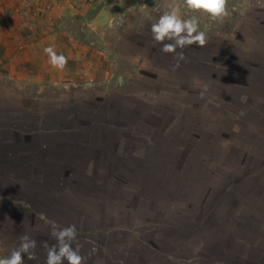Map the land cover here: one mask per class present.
Instances as JSON below:
<instances>
[{"label":"crops","instance_id":"1","mask_svg":"<svg viewBox=\"0 0 264 264\" xmlns=\"http://www.w3.org/2000/svg\"><path fill=\"white\" fill-rule=\"evenodd\" d=\"M147 1L132 0L136 9ZM129 2L0 0V234L19 243L24 235L36 240V259L25 255L24 264H45L44 243H56L53 224L76 226L85 264H142L133 261V251L150 250L145 236L152 233L163 241L158 248L188 251L185 264H196L198 251L210 248L212 232L199 227L193 211L198 146L173 137L195 135L200 101L240 105L244 88L253 104L264 103V4L251 0L236 34L224 25L216 33L204 27L202 49L220 59L216 66L219 60L199 64L188 53L196 45L163 53L151 33L158 19L145 14L134 24ZM49 46L68 57L64 70L49 64ZM183 71L189 83L202 81L207 95L183 89ZM234 74H243L242 84L232 83ZM215 88L221 95H213ZM230 110L221 114L227 123ZM251 116L261 139L264 112ZM235 148L220 152L228 158ZM257 211L252 215L264 220V208ZM236 215H243L252 240L235 242L238 263L250 262L255 251L264 256L263 224ZM224 245L216 264L230 263Z\"/></svg>","mask_w":264,"mask_h":264},{"label":"rangeland","instance_id":"2","mask_svg":"<svg viewBox=\"0 0 264 264\" xmlns=\"http://www.w3.org/2000/svg\"><path fill=\"white\" fill-rule=\"evenodd\" d=\"M86 1L93 3L95 0ZM260 2L264 4V0H257V5ZM174 3L175 0H148L145 4L139 3L138 9H136V5L130 0L129 9L126 10V13L129 20H133L135 24L140 18L144 17L145 14L152 13L155 19H158L159 16L164 11L169 10ZM250 6L251 0H228L229 15L223 18L222 22L213 20L206 14L190 13L186 9L182 11L186 15H199L201 30H204V27L207 26L209 32L216 33L221 28V25H224L226 28L229 27L232 33L236 34L245 9L250 8ZM202 48L192 46V48L188 49V53L197 56L198 61L202 60L216 63V60H219L216 64L220 63V59L214 58L212 61L210 57L205 56V50ZM234 77L235 78L231 79L232 83L238 84L240 81V84H242L243 81L238 79L239 77L243 78V74H234ZM184 81L183 83H187V86H189V88L186 89L187 92L197 91L199 93L198 97L200 96L202 98L205 94L207 95V90L202 81L198 80L197 83L196 81L190 83L189 81ZM230 91H232V89H230ZM229 92L226 93V96L231 94V92ZM242 92L245 95V99H243L244 103L233 105V107L227 105L223 106V104H220L221 101H219V99L208 102L200 101L202 103L197 107L198 113L201 114L198 120L201 119V121L198 123L199 126H197L196 130L192 129L195 135L190 137L188 133V136L173 137L176 144H184L186 146L197 144L198 146V199L197 205L193 208V211L199 216L197 218L198 225L201 224L199 227H202L203 231L208 228L207 230L212 232L210 233L212 234V242L209 245L210 248L207 250L200 249L198 251L196 264H216L215 261H217L218 257H221V249L219 248L224 244V249L229 253L226 255L224 254L225 256H223V258L229 259L228 261L230 263L228 264H264V256L260 251H255V253L253 251L256 259L253 257L247 258L250 262L246 261L243 263L240 260L238 263V259L234 256L237 252V243L235 242L238 238L243 239L247 243L252 241L250 240L249 233L245 232L248 231L246 230V226L241 224L240 219H242L243 215H241V217L236 215L239 211L245 214V222L249 219H251L252 222L256 220L258 221V225L262 223V227H264V220L260 215H252V213L258 214L257 209L264 208V201L262 200L260 202L259 200L261 195L264 196V136H262L261 139L257 138L255 129L253 128L254 121L248 118V116H251V114L253 115L255 111L258 112V114L263 113L264 103L253 104L251 102L252 99L246 95V93H251L250 90L243 88L241 89V93ZM215 93L217 94L213 95H221V89L215 88ZM229 109H231L228 111L230 112L229 118H231V121L227 123L225 121L226 117H222L221 114L223 111L226 112ZM240 109L242 111H240ZM210 117L213 120H211ZM239 118L244 119L239 121ZM239 126L242 127L239 129ZM261 133L264 134V130H262ZM226 145H236L240 148H235L233 151L231 150L229 157L226 158V153L223 154L220 152ZM202 146H208L212 148L214 152L209 153L206 151L209 149L203 150L201 148ZM261 149L262 151H259ZM207 154L214 158L213 163L207 162ZM222 154L224 158L220 159V155ZM211 173L213 174L212 177L209 175ZM231 189L233 191L229 192ZM240 230L241 232H239ZM210 234H208V236ZM205 236H207L206 232L203 233L201 237L205 238ZM198 237H200V235ZM145 239L151 249L134 250L132 255L134 262H140L142 264L143 262L145 264H185L182 259L188 255V251L182 250L175 253L174 249H172V245H170L172 247H169V249L158 248V244L163 241H161L155 233L147 234ZM222 239H224V242ZM19 244L18 241H13L12 235L0 234V258L8 256ZM164 256L166 257L162 260ZM187 259L188 258H186V260ZM194 260L195 259H192V261ZM187 264L189 263L187 262Z\"/></svg>","mask_w":264,"mask_h":264},{"label":"clouds","instance_id":"3","mask_svg":"<svg viewBox=\"0 0 264 264\" xmlns=\"http://www.w3.org/2000/svg\"><path fill=\"white\" fill-rule=\"evenodd\" d=\"M183 9L190 13L206 14L221 22L229 15L228 0H175L173 6L164 11L151 25L152 38L163 45L160 49L163 53L176 54L178 48L184 49L192 45L202 48L207 44V30H201L199 15H186ZM44 52L53 68L65 69L68 57L58 54L52 46L45 47ZM179 55L183 59V53ZM51 236L56 243L51 246L47 242L44 243L47 253L45 264H64L65 261L67 264H85V257L80 254V245L76 243L77 228L74 224L64 227L53 224ZM36 247V240L24 235L17 248L8 256L0 258V264H24L25 255L28 260H35Z\"/></svg>","mask_w":264,"mask_h":264},{"label":"trees","instance_id":"4","mask_svg":"<svg viewBox=\"0 0 264 264\" xmlns=\"http://www.w3.org/2000/svg\"><path fill=\"white\" fill-rule=\"evenodd\" d=\"M100 25H103V23H101ZM165 59L166 60H169V58H167V57H165ZM189 63V62H188ZM188 63H186V64H188ZM252 60H247V62L245 63V65H246V67H247V69H250V70H252V69H254L253 68V66H251L252 65ZM199 64H204V65H213V64H215V63H212V62H207V61H202V60H200L199 61ZM216 66L218 65V64H215ZM183 67H184V65H183ZM187 68H189V66H187ZM199 74H200V72H199ZM182 83H181V86L183 87V89H185L184 87H186L187 85L186 84H184L183 83V81L185 80V76H187V73H184V71L182 72ZM247 75H251V71L250 72H247ZM185 82V81H184Z\"/></svg>","mask_w":264,"mask_h":264},{"label":"water","instance_id":"5","mask_svg":"<svg viewBox=\"0 0 264 264\" xmlns=\"http://www.w3.org/2000/svg\"><path fill=\"white\" fill-rule=\"evenodd\" d=\"M95 23H102V22H104V19H98V20H96V21H94Z\"/></svg>","mask_w":264,"mask_h":264}]
</instances>
